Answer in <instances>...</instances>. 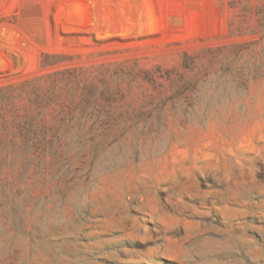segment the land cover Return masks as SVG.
Segmentation results:
<instances>
[{"label": "rangeland", "instance_id": "1", "mask_svg": "<svg viewBox=\"0 0 264 264\" xmlns=\"http://www.w3.org/2000/svg\"><path fill=\"white\" fill-rule=\"evenodd\" d=\"M0 264H264V0H0Z\"/></svg>", "mask_w": 264, "mask_h": 264}]
</instances>
